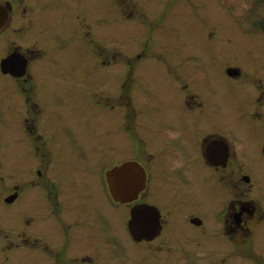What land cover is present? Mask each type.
Instances as JSON below:
<instances>
[{"label": "flooded vegetation", "instance_id": "flooded-vegetation-1", "mask_svg": "<svg viewBox=\"0 0 264 264\" xmlns=\"http://www.w3.org/2000/svg\"><path fill=\"white\" fill-rule=\"evenodd\" d=\"M140 1L110 0L121 30L146 29ZM87 7L0 0V124L18 122V146L0 138V156L22 155L11 186L0 158L1 202L21 196L18 223L0 224V254L21 251V264H264V57L224 70L245 82L237 116L234 92L198 84L180 54L124 58L113 85L104 70L90 84L67 60L69 40H99ZM96 107L112 108L115 137L104 139ZM122 237L141 248L124 252Z\"/></svg>", "mask_w": 264, "mask_h": 264}, {"label": "rangeland", "instance_id": "rangeland-1", "mask_svg": "<svg viewBox=\"0 0 264 264\" xmlns=\"http://www.w3.org/2000/svg\"><path fill=\"white\" fill-rule=\"evenodd\" d=\"M260 3L257 0L140 1L137 4L149 16V23L143 24L146 29L137 31V26L120 29L122 17L116 13L110 0H88L87 9L91 17L96 18L92 23L99 40H86L83 45L78 43V40H69L68 65L72 64L78 71L89 75L90 84L94 83L92 79L99 71L104 70L105 85L109 86L114 84L113 72L126 68L122 65L124 58L137 55L141 58L140 54L153 52L169 53L167 55L171 58H175L172 55L180 54L181 58L185 59L182 68L189 70L187 72L199 80L202 76L204 86L210 79L219 90L228 89L234 92L228 99V105L231 104L234 116H237L243 101L236 89L245 82L227 78L224 70L231 62L233 65H240L247 62L251 56L264 57V30L258 26L264 17V0ZM135 15H138L137 12ZM155 26H158V29L153 31ZM135 31V34L129 36ZM101 46L104 50L100 51ZM142 57L146 58L144 55ZM116 59H119L120 63L115 64ZM138 63L142 69L151 68L148 59H141ZM201 83L200 80L198 84ZM222 100L224 102L225 99ZM98 109H91L90 113L97 112L96 114L104 119L96 122L104 125V139L115 137L111 124L114 121L111 119L112 108ZM0 125L2 146L12 148L15 145L16 148L18 144L14 138L18 136V122L8 121ZM90 130L91 133L97 134V130ZM21 156V151L1 153L6 183L9 186L21 184ZM0 213V224L10 232L21 218V196L8 207L0 200ZM7 240L16 242L12 237ZM121 244V248L127 253L141 248L139 244H127L124 237ZM119 256L121 258L123 253ZM3 261H6L5 264H21V251L11 254L8 260L0 254V264Z\"/></svg>", "mask_w": 264, "mask_h": 264}, {"label": "trees", "instance_id": "trees-1", "mask_svg": "<svg viewBox=\"0 0 264 264\" xmlns=\"http://www.w3.org/2000/svg\"><path fill=\"white\" fill-rule=\"evenodd\" d=\"M257 2L260 3L261 0H257ZM260 4H261V3H260ZM258 26L264 30V17H263V19L261 20V23L258 24Z\"/></svg>", "mask_w": 264, "mask_h": 264}, {"label": "water", "instance_id": "water-1", "mask_svg": "<svg viewBox=\"0 0 264 264\" xmlns=\"http://www.w3.org/2000/svg\"><path fill=\"white\" fill-rule=\"evenodd\" d=\"M134 217V216H133Z\"/></svg>", "mask_w": 264, "mask_h": 264}]
</instances>
